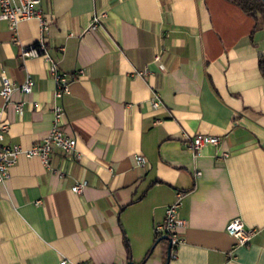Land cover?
<instances>
[{"label": "crops", "instance_id": "crops-1", "mask_svg": "<svg viewBox=\"0 0 264 264\" xmlns=\"http://www.w3.org/2000/svg\"><path fill=\"white\" fill-rule=\"evenodd\" d=\"M39 9L44 32L32 19L15 36L0 19V72L34 83L9 104L0 98L3 145L27 151L52 126L49 64L20 58L43 39L58 72L76 77L59 103L78 158L53 149L46 167L19 156L0 186V264H165L155 228L178 192L183 242L168 264H264V29L253 33V19L226 0H42ZM155 98L161 107L148 110ZM195 135L220 144L191 151ZM233 219L257 231L248 244L226 232Z\"/></svg>", "mask_w": 264, "mask_h": 264}, {"label": "built area", "instance_id": "built-area-1", "mask_svg": "<svg viewBox=\"0 0 264 264\" xmlns=\"http://www.w3.org/2000/svg\"><path fill=\"white\" fill-rule=\"evenodd\" d=\"M42 0H0V19L5 21L13 35L17 34V27L21 22L36 19L40 23L41 31H47L49 22L45 19L39 7ZM100 22L99 17H94L91 21L89 30L93 31L98 27ZM15 42L18 40L15 37ZM20 58H43L49 64V72L55 81L54 99L56 102L52 103L51 112L53 115V122L46 137L37 145L33 146L27 151H22L16 145L4 146V136L8 131L7 123L0 121V186L8 179L9 171L17 162L20 155L27 158L38 157L43 165L49 166V156L53 149L60 150L65 156L77 159L78 155L75 151L76 140L69 137L63 130L65 125V111L63 106L59 103L63 96L68 94L69 85L76 77L59 73L55 63L51 60L42 39L38 43L30 47H22ZM159 57H155L158 60ZM143 73L142 75H144ZM81 76V75H79ZM34 87L33 81L26 77L24 82L16 85L11 78L6 77L3 71L0 72V98L5 104H9L11 96L14 92H19L22 95H27L32 92ZM160 102L157 98L147 103L148 110L159 109ZM16 113L20 114L22 111V104L17 103L14 106ZM220 140L213 136L195 135L187 140L186 147L191 151H199L206 146L217 147ZM222 157H226L223 154ZM145 162L142 158H137V165L142 166ZM62 176V175H61ZM84 183L78 181L71 188L75 194L82 193ZM185 195L181 192L176 194V200L166 207L164 213V220L155 228V234L158 236H167L170 242V258H174L177 253V248L182 244L183 238L180 230L184 228L185 221L179 218L178 211L182 206V201ZM226 232L234 238L235 245L244 246L248 244L256 235L257 231L246 227L240 219H233L225 228ZM64 259L59 264H66ZM88 264V263H85Z\"/></svg>", "mask_w": 264, "mask_h": 264}, {"label": "trees", "instance_id": "trees-1", "mask_svg": "<svg viewBox=\"0 0 264 264\" xmlns=\"http://www.w3.org/2000/svg\"><path fill=\"white\" fill-rule=\"evenodd\" d=\"M237 6L245 15L254 21L253 33L264 29V2L262 0H226ZM258 68L264 78V55L258 57ZM159 238L157 237L156 241ZM163 242V241H161Z\"/></svg>", "mask_w": 264, "mask_h": 264}, {"label": "water", "instance_id": "water-1", "mask_svg": "<svg viewBox=\"0 0 264 264\" xmlns=\"http://www.w3.org/2000/svg\"><path fill=\"white\" fill-rule=\"evenodd\" d=\"M264 2V0H262ZM161 241H167L168 246H167V256H166V262L165 264L169 263L170 260V242H169V238L167 236H162L157 240V243L161 242ZM129 264H133V263H129Z\"/></svg>", "mask_w": 264, "mask_h": 264}]
</instances>
